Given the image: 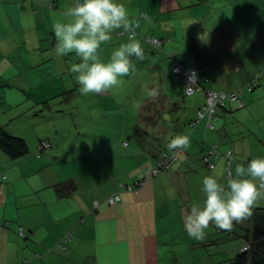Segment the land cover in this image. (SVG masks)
Listing matches in <instances>:
<instances>
[{
  "label": "crops",
  "instance_id": "obj_1",
  "mask_svg": "<svg viewBox=\"0 0 264 264\" xmlns=\"http://www.w3.org/2000/svg\"><path fill=\"white\" fill-rule=\"evenodd\" d=\"M131 5L129 0L125 7L130 15L134 13L129 9ZM0 15H5V9L1 7ZM9 31L7 29V32ZM12 31V35L9 34L11 41L24 40L19 45V50L24 47L31 48L29 29L16 27V30ZM254 36L263 39L259 56L263 59L261 63H264V34L257 36L254 33ZM1 40L0 56L4 51H10L12 44L8 38ZM161 58L162 56L153 50L147 53L144 50V60L138 63L140 70L148 68L156 72L155 79H159L157 73L162 69ZM218 60L221 62L223 59L218 57ZM184 62L189 67L197 68L202 73L201 77H204L206 70L211 69L208 64L204 65L189 53H185ZM2 78L5 80L6 76L0 75V80ZM8 79L13 80L11 77ZM248 81L249 79L245 80L246 83ZM259 84L260 88L252 92L242 90V100L246 105L244 111H220L218 119L213 122L215 129L207 128L203 119L191 136V146L180 155L179 163L171 172L149 177L146 186L138 192L121 191V200L116 205H110L108 198L117 192L119 184L136 181L140 172L154 166L157 158L134 146L131 147V143L127 148L121 144L125 140L127 127H132L138 121L142 106L149 96L146 101L139 100L141 111H138V115L133 117L118 114L112 120L108 119V132L114 134V137L109 139V142L103 140L97 146L98 152H91L93 154L89 157V164L86 160L88 169L92 170L90 173L99 171L98 176L102 182L97 183L89 175L80 174L78 169L59 179L49 175L42 190L47 197L36 199L34 202L38 220L48 234H43L42 229H35L32 233V238H37L39 244H30V247L40 250L43 253L41 258L33 257V253L28 250L29 244L25 248L18 246L19 239L15 234L14 222L0 227V264H19L25 260L29 261L28 264H226L228 257L222 255L221 250L218 251L220 247L215 246L216 243L207 242L212 230L208 229L203 241L192 239L185 231L183 218L193 205L203 206L205 197L200 194L203 178L214 174L224 176L222 160H218L213 173L202 166L201 157L209 143H220L223 140L222 147L234 146L232 148L237 161L233 165V176L237 163L244 164L243 162L250 158H264V153L259 151L262 147L261 141L264 140V76ZM13 90L17 95H22L16 88H12ZM108 95L109 93H106V96ZM189 101L190 105H200L203 96L193 95ZM116 108L117 105L114 104L113 111L117 110ZM190 112L180 113L181 120L175 127L180 130L173 132L172 136L188 130L187 126L193 120ZM240 128L246 130L251 138L243 139L235 146L231 132ZM221 132L226 136V140L221 139ZM169 137L170 134L166 139ZM106 143H110V146ZM252 149L257 152L254 153ZM0 158L5 161V157L0 155ZM47 162L53 168L57 166L55 161ZM62 164L60 162L58 165ZM107 174H112V178L109 179ZM68 181L71 182L72 188L63 184V187H66L64 194L54 190V185ZM197 185L198 191L195 190ZM263 205L264 201L258 204ZM22 223L28 226V222L22 221L20 224ZM33 227L29 225L31 229ZM70 229L73 230L72 239L65 244V249L55 245L53 250H45L56 244L61 235Z\"/></svg>",
  "mask_w": 264,
  "mask_h": 264
},
{
  "label": "trees",
  "instance_id": "obj_2",
  "mask_svg": "<svg viewBox=\"0 0 264 264\" xmlns=\"http://www.w3.org/2000/svg\"><path fill=\"white\" fill-rule=\"evenodd\" d=\"M77 2L83 1L0 0V7L5 9V15H0V44L2 45L1 39L8 38L10 40L9 34L13 32L12 30H16V27H20V29L25 27L26 30L29 29L31 36L30 49L28 47H24L19 50V45H21L24 40H17V42L10 40L12 43L10 45V51L6 50L7 52L4 51L2 56H0V75L6 76L5 80L3 78L0 80V85L9 82V85L13 84L10 89L16 88L20 93L22 92L23 96H27V94H31L34 89L37 88V85H33V81H40L45 85L47 82H49L51 86H54L56 82L61 84L62 79L65 76L71 75L75 77V74L70 71L71 67L69 66L68 62L65 63V66L61 65L62 58L64 57H57L53 51L56 45L53 24L65 22L64 13L68 10V8L74 6ZM116 2L121 3L126 7V3H129V0H116ZM129 9L134 12L133 5H131ZM145 16L148 17L146 13H141L139 15L137 12H134L131 15L129 14V18L133 21H138L140 25L134 30L136 32V38L141 43L143 50H145L146 53L153 50L158 55L162 56L160 60L162 69L161 72L157 73L158 77L160 78H153V80L159 81L160 85L155 88L158 93L157 97L155 99L149 97V99L142 106V114H140L138 121L132 127H127V133L131 134V140H123L121 144L127 148L129 143H131V147L134 146L147 155L157 156V158L154 166L150 169L140 172L136 181L129 184H119V189L117 192L113 193L108 198V202L114 205L120 202L121 191L131 193L138 192L146 186V182L149 177L167 175L179 163L180 155L183 154L185 150L177 155L175 152H170L167 149V144L172 138L175 137V135L172 136V133H177V130H180L175 128L177 127V123L181 120V116H179L180 113L184 112L186 109H189L191 106L189 104L191 103L190 101H188L189 103L187 106L180 102L179 97H181L182 94L189 97L196 94L203 96V102L200 103L199 108H197L196 111L190 112V114L193 115L191 117L193 120L188 124V130L185 132H178V134L180 133L179 135H188L189 139H191V136L198 123H201L203 119L206 121L207 128L215 129L213 122L218 119L220 111L234 113L244 111L246 109L245 102L242 100V95L238 90H236V88H233L232 90H224L221 88H213L211 86L206 87V84L203 86L199 80L200 78H198V74L201 75L202 73L199 72L197 68L189 67L184 62V55L185 53L188 54V52H182L181 46L175 42V39L177 38L175 31H163L166 36L163 37V33L160 30L159 24L156 25V23H151L152 26L156 25L155 28L151 30L150 23L146 22L144 18ZM139 28L140 30H138ZM7 29L10 31L7 32ZM149 31H151L153 34H151ZM256 34L257 36H261L264 34V32H258ZM112 37L113 38L110 43L101 45L99 54L104 62L109 60L107 58L108 53L112 54V52L117 49L120 44L128 42V34L122 33V30H117L114 32ZM71 54L76 56L75 53ZM259 54H261V48L259 49V47H256L253 50V54L251 55L253 65L249 68L250 71H252V77L248 83L245 82L247 86L243 88L249 92L260 88L259 83L264 76V63H261L263 59L260 58ZM244 58L245 57L238 59V61L234 64V68H239L240 66L245 65ZM217 61L220 60L217 58ZM80 62V58L76 56V63ZM166 62L169 64L168 68H164V64ZM221 63L223 64L217 68L215 74L212 72L211 66H209L211 69L206 70L205 73L208 71L214 76H220L222 75L221 73L225 74L228 71L226 70V65L228 64L223 62V60ZM245 66L247 68L249 67L247 65ZM140 67L141 66L139 64V69L136 68L135 74L138 76L142 75ZM191 71L196 73V83L194 85V91L192 93H187V88L185 85L186 77ZM205 73L203 75L204 77L207 76V73L206 76ZM169 75L178 77V83L175 84L176 86L173 85V82H168L167 78ZM48 76L50 78H48ZM9 77H11L13 80L8 79ZM206 82L210 83L208 78H206ZM178 86H180V89ZM209 91H214L218 95H225L221 103L215 105L214 109L210 113H208L207 109H203V107L206 106L207 93ZM108 93L109 95L107 97H112L114 95L116 96L113 90ZM125 101L126 100L117 97L116 102L114 103L117 105V110L113 111V106L112 109L99 111V113L104 114L106 117V120L102 125L103 127L108 119L112 120L118 114L122 116L123 114L127 116H133L128 115L125 111H121L122 105H124ZM139 111L141 110L139 109ZM165 116L168 117L167 120L164 118ZM108 127H104L105 130L99 131V135L101 132L109 134ZM169 134L170 137L166 139ZM124 135H126V133ZM250 138L251 137L246 132V130H241V128L233 129L231 132V139L235 146L237 142L240 143L243 139ZM221 139L226 140V136L222 132ZM103 140L104 142H109V138L105 136L103 137ZM103 140L100 142H94L93 146L89 144L81 145L80 151H82L84 154H80L82 156H80L79 160L76 161L74 159V161L78 163V166L74 165L73 168H70V161H67L64 158L60 160V157H57L55 160H53L56 164H59L60 162L63 163L61 166L58 165V171H62L64 173L57 172V167H51L49 165L50 163L48 164L46 159L41 156V154L45 150L49 149L51 145L47 140H40L38 144L36 143V157H38V159H30L29 162L32 171H36V175H38V177L34 176L32 178L31 175L21 177L19 176V172L17 173L18 166H16V162L27 157L30 147H28L26 141L23 138L11 136L0 127V155L2 157H9V159H7L8 157H5V161L0 158V227H4L8 223L15 222V234L19 239L18 246L25 248V246H28L29 244L28 250L33 253L34 258H41L43 253L38 249L33 250L30 247V244H39L37 238H32V233L35 232V229H42L41 231L43 234H46L47 232L42 228V225L39 222L40 220H38L39 215H37V209L35 208L34 202L36 199L47 197L46 194L43 193L44 191H42L45 187V183H47V177L50 175L53 178L59 179L64 175H69L75 169H78L80 174L89 175L95 182L101 183L102 180L98 176L99 171L94 170L95 173H90L92 170L88 169L86 160L89 164V157L93 153H86V149L93 151L96 150V152H98L97 146H99ZM43 141L48 144L47 147L43 145ZM221 142L223 143V140H221ZM221 142L208 144L207 150L202 154L201 163L202 166L208 170V172L211 171L210 173H213L216 170L218 160H222L224 166V176L221 177L217 176L216 174L213 176H215L219 182L226 185L227 179L230 176H233V165L237 161V158L236 153L232 148L234 146L225 145L226 147L224 148L221 146ZM261 142L262 149L260 148L261 150L259 149V151L261 154H263L264 140ZM106 144L108 147L110 146V143ZM252 151L254 153L257 152L255 149H252ZM252 159L255 158H250L249 160L243 162L244 165L246 166L247 163H249ZM107 176L109 179L112 178V174H107ZM63 184L70 185L72 188L71 182L68 181L54 185V190L60 194H64V188L66 187H63ZM22 186L26 187L24 191H21ZM195 190L198 191V185L195 186ZM200 194L205 197L202 191ZM112 199L114 200L113 203L111 202ZM202 203H204V201ZM22 221L28 222V226H25L23 223L20 224ZM43 221L41 222L43 223ZM29 225L34 227L31 229L29 228ZM209 229L212 231L211 235H209L207 238V242H212L211 244L216 243L214 245L220 247L218 248V251L221 250L223 253L222 255L228 257L226 259V264H264V205H257L254 207L252 216L245 222H234L231 231L221 230L215 226H210ZM72 234L73 230L71 229L64 232L56 244L45 250H53L55 245L61 249H65V244L71 241ZM28 263L29 261L25 260L19 264Z\"/></svg>",
  "mask_w": 264,
  "mask_h": 264
},
{
  "label": "rangeland",
  "instance_id": "obj_3",
  "mask_svg": "<svg viewBox=\"0 0 264 264\" xmlns=\"http://www.w3.org/2000/svg\"><path fill=\"white\" fill-rule=\"evenodd\" d=\"M131 3L134 12L139 15L146 13L152 24H159L162 33L166 30L175 31V42L181 46V51H188L199 62L211 66L214 74L223 64L217 61L218 57L228 64V71L220 76H214L208 71L206 77L198 74L203 86L206 84V87L224 90L236 88L242 93L241 90L247 86L245 80L252 77L249 68L253 65V50L263 46V39L255 38L254 33L264 32V0H131ZM151 23L150 29L153 30L156 25L152 26ZM163 37H166L164 33ZM110 56L108 53L107 58ZM242 57H245L244 63L249 67L243 65L234 68V64ZM66 62L71 67L76 63V56H64L61 65L65 66ZM132 62L139 69V61L133 59ZM168 66L166 62L164 68ZM141 74L123 77V86L113 89L116 96L112 97L106 94L81 95L80 86L71 75L65 76L61 84L56 82L54 86L49 82L45 85L33 81L37 88L27 96L17 95L15 90H10L13 84L9 85V82L0 85V127L11 136L23 138L30 147L27 157L16 162L19 176L38 177L29 162L30 159H38L36 143L40 140H47L51 145L41 154L42 157L47 161L55 160V156L60 157V160L64 158L70 161L69 166L73 168L74 165L78 166L74 159L77 161L84 154L80 151L82 144L93 146L94 142L102 141L104 136L113 138L114 134L101 132L99 135V131L109 126L107 121L102 126L106 117L99 111L112 109L114 101L120 97L126 100L121 111L128 115H138L139 107L136 105L139 100L146 101L148 91L160 85L159 81L153 80L156 72L142 68ZM206 78L210 83L206 82ZM167 79L173 85L178 83L177 76L169 75ZM179 99L187 106L191 97L182 94ZM199 106L193 103L185 111H192ZM125 140H131L130 133H126ZM92 151L87 149L88 153ZM56 165L57 172L64 173L58 171ZM25 189L22 186L21 191Z\"/></svg>",
  "mask_w": 264,
  "mask_h": 264
},
{
  "label": "clouds",
  "instance_id": "obj_4",
  "mask_svg": "<svg viewBox=\"0 0 264 264\" xmlns=\"http://www.w3.org/2000/svg\"><path fill=\"white\" fill-rule=\"evenodd\" d=\"M64 17L65 22L53 24V51L57 57L75 53L80 58L81 62L73 64L70 71L75 74L81 95L106 94L122 87L123 77L135 75L133 59L144 60L134 30L140 25L129 18L123 4L116 0H83L68 8ZM144 18L151 23L150 18ZM117 30L128 34V42L120 44L104 62L99 54L101 45L110 43ZM147 94L152 99L158 95L155 89ZM190 146L188 135H176L167 149L179 155ZM201 191L205 196L203 206L193 205L183 218L188 236L197 241L206 238L210 226L231 231L234 222L243 223L252 216L253 208L264 201V158L252 159L246 166L237 163L235 175L227 179L226 185L213 175L205 176Z\"/></svg>",
  "mask_w": 264,
  "mask_h": 264
},
{
  "label": "built area",
  "instance_id": "obj_5",
  "mask_svg": "<svg viewBox=\"0 0 264 264\" xmlns=\"http://www.w3.org/2000/svg\"><path fill=\"white\" fill-rule=\"evenodd\" d=\"M195 72L191 71L187 77H186V88H187V93H192L194 91V85L196 83V79H195ZM225 97L224 94H220L218 95L217 93H215L214 91H209L207 93V102H206V106L203 107V109H207L208 113L212 112V110L214 109L215 105L221 103L222 99ZM44 146H48V144L43 141L42 142ZM113 199L111 200V202L113 203ZM116 202V201H115Z\"/></svg>",
  "mask_w": 264,
  "mask_h": 264
}]
</instances>
